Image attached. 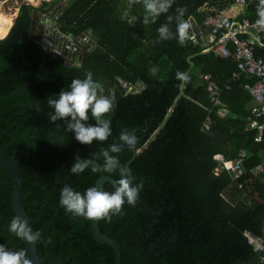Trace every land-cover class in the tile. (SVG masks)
Segmentation results:
<instances>
[{"label":"trees","instance_id":"trees-1","mask_svg":"<svg viewBox=\"0 0 264 264\" xmlns=\"http://www.w3.org/2000/svg\"><path fill=\"white\" fill-rule=\"evenodd\" d=\"M236 0H174L168 13L156 23L143 24L142 4L128 7V0H71L58 21L60 31L76 40L92 35L96 45L85 48L81 66L62 64L31 38L32 11L50 14L59 1L35 8L22 3L9 34L0 41V151L22 174L23 204L34 231L42 264H115V252L97 244L93 221L73 216L60 204L61 190L71 186L82 194L97 181L119 172H71L75 158L95 159L103 164L102 149L119 144L122 131L134 132L135 149L125 147L118 155L126 166L133 152L141 149L158 131L182 91L168 124L160 135L130 163L133 185L143 182L135 206L125 203L111 222L100 220L103 235L122 249V264H264L247 234L264 240V137L249 128L261 104L247 90L255 78L233 81L238 61L223 59L191 35L181 46L177 39L159 40L157 29L169 25L176 32V9L195 18L210 39L211 27L203 23L227 11ZM258 3L236 18L251 24L243 40L264 61V30L256 28ZM128 11L129 19H121ZM234 17V16H233ZM49 19V18H48ZM53 19V16L50 17ZM49 19V20H50ZM263 45V47L261 46ZM211 47H213L211 45ZM229 50L235 54L234 45ZM91 72L101 82L104 95L115 104L107 119L112 135L106 142L84 145L69 132L63 120L53 123L49 99L70 90L73 79ZM205 76L222 89V105L211 104ZM231 89H226V86ZM140 89L134 93L130 89ZM145 88V89H142ZM89 124L95 120L89 113ZM264 121V119H262ZM247 152L240 178L215 159L237 163ZM12 177L0 166V245L25 250V242L9 231L16 216L12 203ZM103 191L115 188L105 183ZM51 237V243L44 241Z\"/></svg>","mask_w":264,"mask_h":264},{"label":"clouds","instance_id":"clouds-1","mask_svg":"<svg viewBox=\"0 0 264 264\" xmlns=\"http://www.w3.org/2000/svg\"><path fill=\"white\" fill-rule=\"evenodd\" d=\"M174 0H128V7L142 4L145 10L143 24L156 23L162 14H166L172 8ZM186 8L176 9L177 15L176 32L173 33L170 24L172 16L167 17V22L161 24L157 29L159 40L177 39L181 46L185 45L189 39L191 24L185 20ZM256 26L264 30V0H259L257 7ZM121 19H129L128 11L121 15ZM104 88L101 82L93 79L91 72L85 73L84 79H73L70 90L61 91L58 99H49L48 105L54 109L49 114L50 120H63L69 132L75 133V139L84 145H91L94 141L106 142L112 135L111 122L105 118L114 111V101L104 95ZM89 113L95 120V124H89ZM120 143H113L108 149H102L103 164L97 163L99 157L95 159L75 158V163L71 167V172L80 174L87 169L92 172H119L120 179L116 182L115 191H103L98 187H90L83 194L74 190L71 186H64L61 190L60 204L68 213L76 217H83L86 220H105L111 222L112 217L120 215L125 203L135 206L143 182L133 185L126 169L120 164L118 155L127 147L129 150L135 149L138 138L134 132L122 131L119 136ZM9 231L17 238L27 244L40 242L41 233L33 231L29 222L21 216H15L10 221ZM45 245L51 243V237L44 241ZM0 264H32V260L27 256L25 250H9L4 245H0Z\"/></svg>","mask_w":264,"mask_h":264},{"label":"built area","instance_id":"built-area-1","mask_svg":"<svg viewBox=\"0 0 264 264\" xmlns=\"http://www.w3.org/2000/svg\"><path fill=\"white\" fill-rule=\"evenodd\" d=\"M70 1L71 0H65L62 8H67ZM254 3H259V0H236L235 5L242 8L241 12L244 13L247 8ZM63 14L64 12L56 11L53 16L54 20L58 21ZM236 18L237 16L233 17L231 14H228V11H224L210 15L203 25L207 28H212L210 42L213 47L211 50L223 59H228L234 56L238 61V72L234 74L233 81H241L244 77L255 78L257 80L255 83L247 86L249 93L261 104L257 110L255 109V116L250 120L249 128L257 129V131H259L256 140L262 142L264 137V121L262 120L264 119V61L263 59H258L255 56L250 43L242 39L244 35L250 33L251 24L248 21H246L245 24L238 23ZM254 26L258 28L256 24ZM54 30L61 33L58 25ZM61 34L63 39H71V36L64 35L63 33ZM84 42H87V40L84 39ZM72 45L75 47L77 44L74 42ZM229 45H234L236 48L235 54L229 50ZM261 46L263 47V45ZM57 52L63 54L62 51ZM75 65L79 66L78 63ZM203 80L207 83L206 90L211 104L222 105V89L220 86L212 80L211 76H205ZM226 89H231V86L227 85ZM242 156L243 157L238 160L236 164L232 162H222L225 160V157L222 154H217L215 159L221 162V168L233 173L236 178H240L244 174L242 164L248 156L247 152H244ZM255 173L256 175L264 173V165L257 168ZM247 237H249L250 242L255 245L256 250L261 251L264 254V240H257L251 237L250 234H247Z\"/></svg>","mask_w":264,"mask_h":264},{"label":"water","instance_id":"water-1","mask_svg":"<svg viewBox=\"0 0 264 264\" xmlns=\"http://www.w3.org/2000/svg\"><path fill=\"white\" fill-rule=\"evenodd\" d=\"M39 15L43 17V19H42L43 23L41 24L43 31H45V28H46V30H48L47 31L48 34L50 35V38L52 41L51 42L52 44L50 47H47V44L45 45V43H43V40H42L40 34H38V35L36 34V28L38 26L37 17ZM32 16H33V20H32V25H31V32H30L31 38L39 46H42L43 48H45L46 51L50 55H53L62 64H67L68 66L72 67V66H76L75 64L78 63V65L81 66L83 55L86 51L85 48L88 47V49H92L94 47V45H96L95 40H94L92 35H91V38H89V39L85 38V36H84V39L87 40V42H84V39H78V40L76 39L75 40L73 38V36H71V39H63L62 34L60 32H56L54 30V28L57 25H54V23H53V27H52V22H51V20H48V17L45 15V13L39 12L37 10H33ZM189 23H190V21H189ZM13 26H12V28H13ZM7 36H6V38H7ZM4 40H0V41H4ZM193 40L195 41V39H193ZM74 42L77 44L75 47H73V45H72ZM80 45H82V46L79 47ZM55 46H58L60 48V50H62L64 52L63 55H59L62 57V59L58 57L57 51L53 49V47H55ZM205 54H208V53H205ZM190 64H191L192 69L187 74V76L183 82L182 91L179 95V98L175 101V103H174L172 109L170 110L167 118L161 124L160 128L152 136V138H150L148 140V142L141 149L133 152V157H132V160L130 161V163L136 157H138V155L141 152H143L149 146V144L152 143L160 135V133L165 128V126L168 124L171 116L173 115L174 108L176 107L179 99H181L184 96L185 84H186L187 77L189 76L191 71L194 69V64L192 63V61H190ZM142 89H145V88H142ZM131 91H133L134 93H139L141 90L140 89H131ZM130 163L127 164L126 171L128 173L129 178L131 179V181H133L132 172L130 170ZM0 166L3 169H5L10 174V176L12 177V186H11V188H12V203H13V210H14L16 216H21L24 219H26L29 222V225L31 226V228L33 230L32 220L29 217V215L27 214L26 209H25L24 204H23V195H22L23 183H22V174H21L20 169L14 163H12L5 155H3L1 153V151H0ZM105 183H110L111 185L114 186V188L116 187V181L114 179H112L111 177H107V176L100 178L96 183V187L103 190V186ZM92 236H93L94 241L97 244H99L101 246L109 247L115 252V256H116L115 264H122V249L116 240L111 239L110 237L102 234V232L100 231V220H94L93 221ZM37 244L38 243L27 244L25 242V251L27 253V256L32 260V264H42L41 259L38 255Z\"/></svg>","mask_w":264,"mask_h":264},{"label":"crops","instance_id":"crops-1","mask_svg":"<svg viewBox=\"0 0 264 264\" xmlns=\"http://www.w3.org/2000/svg\"><path fill=\"white\" fill-rule=\"evenodd\" d=\"M10 1H12V0H0V16H3L2 18H0V22H1L0 23V26L2 24L4 26L6 25L8 32L12 28V26L14 25V23H15L17 17H18L20 5H21V4L19 5V0H15L16 7L14 8V10L13 11H5L6 8L4 9V7L7 6V4ZM25 1H28V0H25ZM53 1H59V5L50 14H48V15L45 14L49 19H50V17L54 16V13L56 11L57 12H64V10L66 9V8H62V6L64 5L63 2L65 0H42L41 3H40V5L42 6V3L43 2H53ZM33 7L38 8L40 6H37L36 5V6H33ZM227 11H228V14H231L234 17H236V16L239 17L240 15L243 14L241 12L242 11V8H240V7L236 6V5L233 6L232 8H229ZM8 12H10V13H8ZM4 15L10 16V18L7 17L8 18V20H7V18L5 19ZM42 19H43V17L40 16V15L37 17L38 26L36 28V34L37 35L40 34L41 35V38L43 40V43H45V45L47 44V47H50L51 44H52L51 43L52 41H51L50 35L47 32L48 30H46V28H45V31H43V29H42V26H41V24L43 23L42 22ZM50 20L52 22V27H53L54 18L53 19H50ZM5 21H7V22H5ZM190 24H191V28L189 30V35H191L192 38L195 39V42L204 44V47L207 49V52L206 53L212 52V50H211L212 49V47H211L212 44L210 42V39L207 40L206 38H204V33H203L202 29L198 26L196 19L195 18H192L190 20ZM5 33H6V30L2 33V35H4V38H5ZM4 38H2V39H4ZM85 38L89 39V38H91V35L90 34L89 35H86ZM53 49L56 50V51H59V52L62 51V50H60V48L58 46L53 47ZM62 53L64 54L63 51H62Z\"/></svg>","mask_w":264,"mask_h":264},{"label":"rangeland","instance_id":"rangeland-1","mask_svg":"<svg viewBox=\"0 0 264 264\" xmlns=\"http://www.w3.org/2000/svg\"><path fill=\"white\" fill-rule=\"evenodd\" d=\"M29 1V2H28ZM28 1H25V0H19V5L20 4H22V3H26V4H30V5H32V6H41L40 5V3H41V1L42 0H28ZM33 2V3H32ZM16 7V3H15V0H12V1H10L8 4H7V6H5L4 7V9H5V11H13L14 10V8ZM8 13H10V12H8ZM3 16H0V18H2ZM4 17H5V19L8 17V18H10V16H6V15H4ZM8 18H7V20H8ZM5 22H7V21H5ZM1 23V22H0ZM2 27V28H1ZM6 30V33H5V35H7V33H8V31H7V28H6V25L4 26L3 24L0 26V39H2L1 38V36H3L2 35V33L4 32Z\"/></svg>","mask_w":264,"mask_h":264},{"label":"flooded vegetation","instance_id":"flooded-vegetation-1","mask_svg":"<svg viewBox=\"0 0 264 264\" xmlns=\"http://www.w3.org/2000/svg\"><path fill=\"white\" fill-rule=\"evenodd\" d=\"M81 46H82V45H80L79 47H81ZM87 48H88V47H87ZM57 55H58V57H59V58H61V59H62V57H61V56H59V55H63V54H60V53H58V52H57Z\"/></svg>","mask_w":264,"mask_h":264},{"label":"bare ground","instance_id":"bare-ground-1","mask_svg":"<svg viewBox=\"0 0 264 264\" xmlns=\"http://www.w3.org/2000/svg\"><path fill=\"white\" fill-rule=\"evenodd\" d=\"M33 1V0H32ZM7 28V27H6ZM1 38H4V35L3 36H1Z\"/></svg>","mask_w":264,"mask_h":264}]
</instances>
